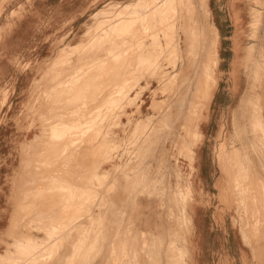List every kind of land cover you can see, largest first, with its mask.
<instances>
[{
  "label": "rangeland",
  "instance_id": "1",
  "mask_svg": "<svg viewBox=\"0 0 264 264\" xmlns=\"http://www.w3.org/2000/svg\"><path fill=\"white\" fill-rule=\"evenodd\" d=\"M207 6L0 0V264H264V0Z\"/></svg>",
  "mask_w": 264,
  "mask_h": 264
},
{
  "label": "bare ground",
  "instance_id": "2",
  "mask_svg": "<svg viewBox=\"0 0 264 264\" xmlns=\"http://www.w3.org/2000/svg\"><path fill=\"white\" fill-rule=\"evenodd\" d=\"M199 4H202V6H204V11H205V14H206V16L209 18V14H210V12H209V9H208V6H207V0H199ZM152 9V8H151ZM125 10V9H124ZM149 12H150V10H149ZM160 14H163V9H161V10H159V12L157 13V14H152V16H156L157 18L159 17V16H161ZM185 27V26H184ZM183 27V31H184V28ZM214 31H215V35L216 36H218V33H217V31H216V28L214 27ZM185 33L186 32H184V37H185ZM189 35V34H188ZM189 37H190V35H189ZM186 38V37H185ZM185 38H184V42H185ZM219 39V38H218ZM188 40V39H187ZM188 42V41H187ZM217 43H218V40H217ZM217 43H216V45H215V47H214V50H213V55H214V66L217 64V62L219 61V59H220V56H219V54H218V51H217ZM183 44H185V43H183ZM135 49V48H134ZM153 51H155V49L153 48V47H151V48H149L148 50H147V53L146 54H150L151 52H153ZM132 52V51H131ZM130 54V53H129ZM130 59V58H129ZM126 66V65H125ZM186 71V70H185ZM188 75V74H187ZM215 81V78H214V71L213 70H210V71H207V76H206V78H205V84H203V87H202V89H206L207 88V86H208V84L209 83H211L212 81ZM183 86V85H182ZM187 88V87H186ZM201 89V90H202ZM79 91H80V89H79ZM211 91V90H210ZM256 92H257V90H256ZM84 93V92H83ZM210 93V92H209ZM180 94V93H179ZM183 94V93H182ZM256 94H259V92H257ZM260 95V94H259ZM262 98H263V102H264V93H263V95H262ZM191 99V98H190ZM192 101V100H191ZM193 102H195V101H193ZM190 104V103H189ZM198 104V103H197ZM199 106H200V104H199ZM66 107V106H65ZM186 108V107H185ZM259 111H260V107L259 106H257L256 107V109L254 110V112H255V114L257 115L258 113H259ZM186 113V112H185ZM201 117V116H200ZM259 120V119H258ZM259 122V125H260V128H261V131L264 133V131H263V121H261V120H259L258 121ZM87 127V126H86ZM86 151V150H85ZM95 158V157H94ZM95 165V164H94ZM238 166H239V164H238ZM235 168V167H234ZM236 169V168H235ZM242 170H243V168H240L239 169V173L240 172H242ZM237 172V171H236ZM237 172V173H238ZM234 173H235V171H234ZM93 175H94V173H93ZM235 179V180H234ZM232 180H234L236 183H238V184H240V179H237V175L236 174H234V176H233V178H232ZM242 180V179H241ZM234 183V182H233ZM238 184H233V186L234 185H236L235 187H237V185ZM244 191V190H243ZM243 191H242V193H243ZM241 192V191H240ZM253 198H254V196H253ZM241 199H242V197H241ZM73 206V205H72ZM76 207V206H75ZM66 210V209H65ZM59 217V216H58ZM93 217V216H92ZM54 224H55V222H53ZM82 223V222H81ZM59 229V228H58ZM64 234V233H63ZM257 235V234H256ZM69 236V235H68ZM36 244V243H35ZM65 246V245H64ZM64 249V248H63ZM65 251V250H64ZM69 257V256H68ZM60 259V258H59ZM68 260V259H67ZM73 260V259H72ZM74 262V261H73ZM81 264V263H80Z\"/></svg>",
  "mask_w": 264,
  "mask_h": 264
},
{
  "label": "crops",
  "instance_id": "3",
  "mask_svg": "<svg viewBox=\"0 0 264 264\" xmlns=\"http://www.w3.org/2000/svg\"><path fill=\"white\" fill-rule=\"evenodd\" d=\"M220 32V31H219Z\"/></svg>",
  "mask_w": 264,
  "mask_h": 264
}]
</instances>
